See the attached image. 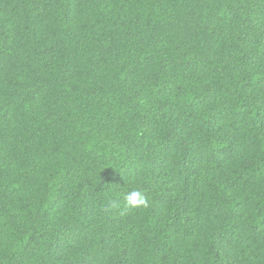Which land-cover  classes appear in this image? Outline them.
<instances>
[{"label": "trees", "instance_id": "16d2710c", "mask_svg": "<svg viewBox=\"0 0 264 264\" xmlns=\"http://www.w3.org/2000/svg\"><path fill=\"white\" fill-rule=\"evenodd\" d=\"M0 264H264V0H0Z\"/></svg>", "mask_w": 264, "mask_h": 264}, {"label": "clouds", "instance_id": "9594fccd", "mask_svg": "<svg viewBox=\"0 0 264 264\" xmlns=\"http://www.w3.org/2000/svg\"><path fill=\"white\" fill-rule=\"evenodd\" d=\"M123 200V208H120V206L117 204H113V207L119 210V214L121 216L130 211L146 209L149 207V202L146 195L139 188H134L126 191L123 194Z\"/></svg>", "mask_w": 264, "mask_h": 264}]
</instances>
